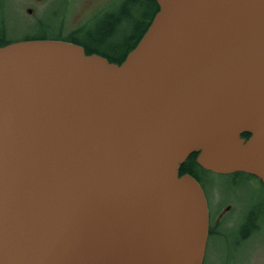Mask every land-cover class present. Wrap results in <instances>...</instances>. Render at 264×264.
<instances>
[{"label": "water", "instance_id": "water-1", "mask_svg": "<svg viewBox=\"0 0 264 264\" xmlns=\"http://www.w3.org/2000/svg\"><path fill=\"white\" fill-rule=\"evenodd\" d=\"M156 2L120 63L0 46V264H203L206 197L180 164L264 184V0Z\"/></svg>", "mask_w": 264, "mask_h": 264}, {"label": "rangeland", "instance_id": "rangeland-1", "mask_svg": "<svg viewBox=\"0 0 264 264\" xmlns=\"http://www.w3.org/2000/svg\"><path fill=\"white\" fill-rule=\"evenodd\" d=\"M121 0H0L7 39L29 33L68 35L80 28V37L105 35L98 12ZM32 8L31 12L27 9ZM41 21L43 25L37 26ZM210 210L222 211L217 234L207 238L203 264H264V187L245 175L229 176L199 170ZM239 180L241 185H232ZM230 206L228 211L225 207ZM259 216L258 228L248 231Z\"/></svg>", "mask_w": 264, "mask_h": 264}, {"label": "flooded vegetation", "instance_id": "flooded-vegetation-1", "mask_svg": "<svg viewBox=\"0 0 264 264\" xmlns=\"http://www.w3.org/2000/svg\"><path fill=\"white\" fill-rule=\"evenodd\" d=\"M31 10L32 8L27 9L28 12H31ZM97 17L100 20L101 24H105L108 27H110L109 32H107V34H105L101 38L86 36L83 39L79 36V38L82 39L84 42V44L82 43L80 45L84 47L85 51L89 50L91 53L102 54L104 57L110 59H121L124 57L125 53L128 50H130L129 47L131 46L132 42L134 43L136 37V32L130 33V27L143 25L146 22V14L144 13L143 10L139 11L138 13H132L130 0H121L117 4L116 2H114L111 5L102 8L98 12ZM3 23L5 24V17L3 16L2 13H0V34L4 29ZM78 29L81 30L80 28ZM246 136H248V134ZM237 173L239 175L241 174L252 178V180H249L246 183L249 182L259 183L262 187H264L263 182L258 177L249 173L232 172L224 175H229L233 177L236 176ZM199 184L204 191L207 207H208V236H207L208 238L210 235L217 234L216 227L218 226V223L222 217V211L218 212L216 210L213 213L210 210L207 194L203 188L202 183L199 182ZM231 184L241 185V182L239 180H234V182ZM229 208L230 206L225 207L224 212L228 211ZM258 220H259V216L252 217V221L254 222V224L252 225L251 228L248 229V231L255 230L258 228V224H257ZM210 232L212 233L210 234Z\"/></svg>", "mask_w": 264, "mask_h": 264}, {"label": "trees", "instance_id": "trees-1", "mask_svg": "<svg viewBox=\"0 0 264 264\" xmlns=\"http://www.w3.org/2000/svg\"><path fill=\"white\" fill-rule=\"evenodd\" d=\"M130 3H131V8H132V13H138L139 11L143 10L144 13L146 14V22L143 25L130 27V33L136 32V37H135L134 43L132 42L131 46L129 47L131 49L134 47V45L137 43L139 38L142 36L144 31L146 30V28L149 25L153 15L155 14V12L158 9V5H157L156 0H130ZM40 25H43V23L41 21H38L37 26H40ZM104 26H107V25L104 24ZM108 28L110 29V27H108ZM79 31H80L79 29H74L73 31L69 32L68 35H66V36H61L60 33H57V34H55V36H52L49 32H47V33H33V34L29 33V34L24 35V37L22 39L55 38V39L69 40V41L75 42L77 44H82V43L84 44L83 40L79 38V36H80ZM107 32H109V30ZM102 36H104V35L101 34V35L95 36V38H101ZM87 37H89V36H87ZM15 40H19V39H14V40H8L7 39V32L4 28L2 33L0 34V46L5 44V43L15 41ZM86 53H91V52L89 50H87ZM126 53H125V55H126ZM125 55H124V57H125ZM124 57L121 59H110V58H107V59L111 62L120 63L124 59ZM243 135L246 136L247 133H244ZM195 158H196V153L195 152L191 153L187 157V159L180 165V167L178 168V172H179V174L189 173L197 181L202 183L200 175H199V170L203 171V172H207V173L208 172L213 173V172L205 170L201 166H199L197 164ZM236 175H239V174L237 173ZM211 233L212 232H210V234Z\"/></svg>", "mask_w": 264, "mask_h": 264}]
</instances>
